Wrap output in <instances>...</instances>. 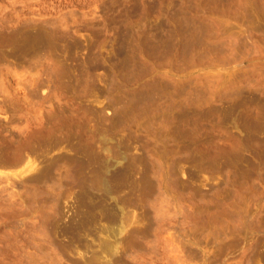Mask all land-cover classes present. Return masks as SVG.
<instances>
[{
	"label": "rangeland",
	"instance_id": "rangeland-1",
	"mask_svg": "<svg viewBox=\"0 0 264 264\" xmlns=\"http://www.w3.org/2000/svg\"><path fill=\"white\" fill-rule=\"evenodd\" d=\"M104 263L264 264V0H0V264Z\"/></svg>",
	"mask_w": 264,
	"mask_h": 264
},
{
	"label": "bare ground",
	"instance_id": "bare-ground-1",
	"mask_svg": "<svg viewBox=\"0 0 264 264\" xmlns=\"http://www.w3.org/2000/svg\"><path fill=\"white\" fill-rule=\"evenodd\" d=\"M248 134H249V133H248ZM255 134L257 135V133H255ZM259 135H260V134H259ZM102 138H104V137H102ZM100 143H102V144L105 145L104 140H103V141H100ZM104 145L101 147V153H100L101 156L99 157V161H97L98 163H101V164H102V165L100 164V165L98 166L100 170L97 168L99 172H100L102 169L105 170V168L107 167V165H108V163L110 162V160H114L113 158L115 157L114 155L112 156V155L110 154V153H111V150H110L109 148H107V147L105 148ZM120 154H122V153H120ZM118 155H119V154H118ZM122 156H123V154H122ZM120 157H121V156H120ZM123 157H124V156H123ZM116 158H117V156L115 157V159H116ZM109 159H110V160H109ZM85 160H86V162H88V161L90 162V159H89V160L85 159ZM88 164H89V163H88ZM90 164H91V163H90ZM90 164H89V165H90ZM109 164H110V163H109ZM95 167H96V166H95ZM108 167H109V166H108ZM124 167H125V166H124ZM106 169L108 170V168H106ZM123 169L125 170V168H123ZM124 170H123L124 173H125V171L127 172V168H126L125 171H124ZM78 171H79V169H78ZM79 172L81 173V171H79ZM99 172H98V173H99ZM101 172H102V173H100V174L102 175V177H101V178H102V180H101V186H102L101 189H102V193H103V194H101V197H102V195H104L105 197H108V196H106V195H109V194L111 195V193H113V191H112L113 189H112V188L117 187V184H116V186L114 185V187H111L110 189H112V190L110 191V190H109V186H108V181L110 182L111 179H110V180L107 179V177H109L107 173H109V172H108V171H101ZM123 172H122V173H123ZM80 173H79V174H80ZM124 173H123V174H124ZM76 174H78V172H76ZM79 174H78V175H79ZM120 174H121V172H120ZM123 174H122V175H123ZM125 175H129V174H128V173H127V174L125 173ZM75 176H76V175H75ZM93 176H94V175H93ZM110 177H111V176H110ZM120 177H121V176H120ZM120 177H119V178H120ZM88 178H89V177H88ZM124 178H125V177H124ZM85 180H86V178H85ZM107 180H108V181H107ZM121 180H122V179H121ZM86 181H87V180H86ZM89 181H91V180H89ZM84 182H85V181H84ZM118 182H119V181H118ZM113 183H114V182H113ZM118 185H119V184H118ZM86 186H87V185L85 184V187H86ZM122 186H123V185H122ZM126 186H127V185H126ZM92 187H93V186H92ZM92 187H91V189H92ZM88 188H89V187H88ZM127 188H128V186H127ZM127 188H126V189H127ZM122 189H123V187H122ZM131 189H132V188H131ZM115 190H116V188H115ZM117 191H118V190H117ZM120 191H121V190H120ZM128 191H129V190H128ZM100 192H101V191H100ZM110 192H111V193H110ZM115 193H116V192H115ZM91 194H92V193H91ZM104 196H103V197H104ZM109 199H110V198H109ZM102 200H103V199H102ZM117 203H119V202H117ZM115 206H117V205H115ZM116 208H117V207H116ZM120 208H121V207H120ZM116 210H117V209H116ZM116 216H117V214H116ZM117 217H118V216H117ZM115 218H116V217H115ZM112 221H114V219H113ZM116 221H117V220H116ZM116 221H115V223H116ZM111 223H112V222H111ZM115 225H117V224H115ZM113 226H114V225H113ZM109 227H110V226H109ZM107 229H108V228H107ZM112 229H113V228H112ZM118 229H119V231L121 232L122 228H118ZM105 230H106V229H105ZM108 230H109V229H108ZM116 230H117V229H116ZM106 231H107V230H106ZM106 231H105V232H106ZM112 231H113V232H112ZM112 231L109 230V232L113 234V233L115 232V229H113ZM110 233H109V234H110ZM112 234H111V235H112ZM118 234H119V233H118ZM105 240H106V239H105ZM107 241H108V240H107ZM112 242H114V241H112ZM107 243H108V242H107ZM105 245H106V244H105ZM110 245H114V244H110ZM110 245H109L108 247H112L113 249H115L113 246H110ZM114 246H116V245H114ZM106 248H107V245H106ZM112 248H110V249L112 250ZM101 249H103V248L101 247ZM107 249H108V248H107ZM107 249H104V250H106V253H107L108 250H110V249H108V250H107ZM104 250H103V251H104ZM112 251H113V250H112ZM112 251H110V253H111ZM108 253H109V251H108ZM110 253H109V254H110ZM111 254H112V253H111ZM111 254H110V256H111ZM108 256H109V255H108ZM104 261H105V260H104ZM106 263H107V262H106ZM104 264H105V263H104Z\"/></svg>",
	"mask_w": 264,
	"mask_h": 264
}]
</instances>
